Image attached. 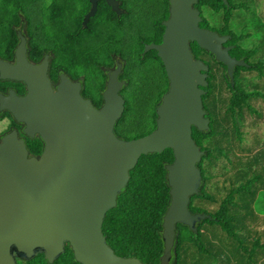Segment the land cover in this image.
<instances>
[{"label": "water", "instance_id": "water-1", "mask_svg": "<svg viewBox=\"0 0 264 264\" xmlns=\"http://www.w3.org/2000/svg\"><path fill=\"white\" fill-rule=\"evenodd\" d=\"M170 1L163 41L148 46L158 51L170 86L157 109V128L139 138L127 140L114 132L126 104L116 72L98 109L81 95L80 84L67 78L54 92L47 62L27 63L21 43L19 70L13 67L12 77L28 82V94L13 95L7 108L26 124L27 134L42 137L45 148L41 156H29L15 132L1 141L0 264H19L18 259L29 261L39 254L53 263L67 245L80 264H145L137 257L116 254L103 224L140 157L168 148L174 160L166 167L170 204L163 218L161 264L172 260L178 224L197 231V223L210 217L189 209L191 197L200 192L198 164L205 154L193 138V127L205 131L210 125L203 100L209 65L195 58L191 43L214 54L232 81L235 67L247 63L230 55L231 46L223 47L230 36L200 26L202 17L194 7L198 0ZM10 70V64L0 59L1 76L12 75Z\"/></svg>", "mask_w": 264, "mask_h": 264}, {"label": "trees", "instance_id": "trees-1", "mask_svg": "<svg viewBox=\"0 0 264 264\" xmlns=\"http://www.w3.org/2000/svg\"><path fill=\"white\" fill-rule=\"evenodd\" d=\"M28 1L31 2V0ZM227 1L228 3L226 4L223 0H198L196 7L201 10L203 18L200 25L205 28L232 35L229 44H236L233 54L238 58L245 57V62L248 63L249 52L248 49L243 48V46H245V29H243V35L238 36L230 27L234 12L241 8L242 13H244L248 11V9H246L248 6L244 8L246 6L244 3H237L234 0ZM25 2L27 1L0 0V4L14 7H23ZM220 19L221 22L218 23ZM59 31L60 35L69 37V30L62 29ZM107 32L108 30L104 32L105 38L110 40L111 38H108L110 34ZM64 47L70 48L71 46L65 45ZM191 49L195 57L201 58L209 65V84L205 87L206 94L203 96V100L204 109L207 112L206 117L210 119L209 129L201 131L194 128L193 130V138L197 145L205 151V154L198 164L202 172V185L199 194L191 197L192 205L196 199H214L213 196L210 195L209 186L214 177L213 169L216 164L215 162L220 159V157L231 159L232 146L229 156L215 155L214 157V146L218 142L219 136H221V134H217L216 132L221 126L224 128L225 134L229 137L230 145L232 141L229 135V126L222 125L224 123L223 118L228 114L230 115L231 126L236 132V137L239 141H243L244 136L242 135L241 129L244 123L247 122L248 117L251 116L253 126L257 125L259 120L264 117V92H262L264 90L259 89L256 82V84L254 83L255 87L250 88L251 82H246L245 79L243 80V77L246 78V76L259 79L262 81V89H264V75L260 74L259 76L255 70L260 69V63L257 61L258 59H251L249 61L251 67L249 68L246 66H236L234 81H231V78L227 74V67L222 62L220 63L215 60L211 52L201 48L196 42L192 43ZM96 56L97 55H93L94 63L98 62L96 61ZM216 67L220 68L219 77L216 72ZM154 72L153 68L142 71L144 74L143 77H145L143 81L140 74L136 75L132 71L129 72L130 92H126L128 95L125 94V112L118 123L119 125L122 124L123 127L117 132L123 139L130 140L142 137L150 133L155 127V118L157 116L156 105L160 102L161 93H158L155 87L153 88L151 78ZM134 83H137L139 87L135 86ZM220 85L223 90L229 92L228 100L224 99L222 91L219 89ZM223 104H226V107L225 110L222 111L221 105ZM237 114H240L241 118L237 119ZM232 119L235 120L237 125L236 129ZM246 149L249 151L247 147ZM262 150H264V148H262ZM173 160V150L168 148L162 153L142 155L135 168L131 170L130 180L118 197L117 206L108 211L103 224V232L107 238V242L114 249L116 254L123 257H137L145 264H161V256L164 251L162 236L163 218L170 204V187L168 184V172L166 167L169 163H172ZM240 163L245 164V162L242 161ZM242 168L243 166L239 167L235 176L242 175ZM234 179L232 183H234ZM245 180L237 176L238 183H234L233 188L221 203L220 211L217 212V214L206 209L207 207L205 208V206H199V203H195V207L197 208L191 206L196 212L210 213L215 219L212 220L208 217L203 220L201 224H198L197 232L190 231L187 226L178 224L177 243L175 244L174 257L171 260L173 261L172 264H186L187 258L190 255H188V251L184 252L183 246L187 242H192L198 249L197 253H195L196 256L193 258L195 264H203L205 247L209 242H204L203 240L205 225H216L221 228L222 232L224 231L228 234V236H238L233 222L242 220L244 217L243 211L245 209H240L238 207V210L241 211L238 215L231 214V209L237 208L238 204L243 200L242 196L252 201L258 192L264 188L260 186L255 188L249 183L245 184ZM240 183L241 188L235 190L234 188ZM245 186L248 187V191L241 190L242 188L245 189ZM235 194H239L240 199L237 205L234 202ZM253 245L254 249H252V254H254L256 250L259 251L264 248V243H262L260 239H256ZM183 253L185 255H183ZM200 256L201 258H199ZM250 259H253L252 256ZM27 264L80 263L75 260L74 253L68 245L66 252L53 263H50L45 258L44 254H39L34 259L27 261Z\"/></svg>", "mask_w": 264, "mask_h": 264}, {"label": "flooded vegetation", "instance_id": "flooded-vegetation-1", "mask_svg": "<svg viewBox=\"0 0 264 264\" xmlns=\"http://www.w3.org/2000/svg\"><path fill=\"white\" fill-rule=\"evenodd\" d=\"M25 1L27 2L23 4V7L0 4V59L10 64L11 70L8 74H12L2 77L0 73V144L5 136L15 132L18 139L24 141L29 156L39 157L45 148L42 137L38 133L34 136L27 134L26 124L17 120L7 108L13 95L25 97L28 94V82L12 77L15 74L13 67L16 72L19 70L17 52L22 42H24V56L27 58V63L37 66L47 62V75L54 92L58 91L62 78H67L72 83H79L81 95L98 109L104 104V92L112 73L116 72L118 81L123 82L119 94L126 101L125 94L130 92L129 72L140 74L143 81L145 77L142 71L153 68L155 71L151 78L153 88L155 87L157 92L161 93L160 102L156 105L157 112L164 94L169 90L170 81L158 51L148 46L157 45L163 41L166 23L171 16L170 0ZM196 4H194L195 8H197ZM199 11L201 14L200 9ZM252 13L253 11L250 14ZM255 13L258 15L256 11ZM258 17L261 18V15ZM256 25L262 31L264 30L261 23L256 22ZM257 27L252 28L246 25L245 39L254 38V33L262 32L252 30ZM62 29L69 30V37L59 34V30ZM106 30L110 34L108 37L111 38L110 40L105 38ZM216 32L220 36H230L223 47L231 46L232 57L245 60V57L238 58L233 54L236 44H229L232 35ZM260 42V45L264 43V33L259 39ZM65 45L71 47L66 48ZM248 52L249 60L246 67L249 68L251 67L249 61L258 54L251 48H248ZM93 55H97L95 58L98 62L94 63ZM214 58L217 60L215 56ZM134 85L139 87L137 83ZM232 86L234 87L233 83ZM157 119L158 114L155 118V127L150 133L157 128ZM119 120L114 128L118 137L120 136L117 132L123 127L122 124H118ZM194 128L196 127L194 126L193 130ZM196 200L192 205L190 201V211L205 213L210 216V219H215L210 213L193 210L191 206L197 208L195 203L204 206ZM220 207L221 205L213 213L217 214ZM201 222L197 223V227ZM217 228L219 230L220 227L217 226ZM188 229L194 231L189 227ZM174 251L173 254H175ZM18 263L27 264V261L18 259Z\"/></svg>", "mask_w": 264, "mask_h": 264}, {"label": "rangeland", "instance_id": "rangeland-1", "mask_svg": "<svg viewBox=\"0 0 264 264\" xmlns=\"http://www.w3.org/2000/svg\"><path fill=\"white\" fill-rule=\"evenodd\" d=\"M234 1L237 3H244L246 5L244 8L248 6L246 8L248 11H245L244 13H242L241 8L236 10L230 22V27L238 36L243 35V29H245L246 25L256 28V22H259L264 27V0ZM251 11H253L252 14H250ZM255 11L258 15H261V18L258 17ZM219 22H221V19L220 21L218 20V23ZM252 30H254V32L262 31L258 27L257 29ZM263 33L264 30L262 32H258V34L254 33L255 37L245 39V46L242 45L244 49L251 48L254 52H257L258 55L252 59L255 60L259 57L257 61L260 63V69H255L259 76L260 74L264 75V43L262 45H260L261 42L259 43V39ZM216 72L219 77L220 68H217ZM244 79L246 82H251L250 88L255 87L254 83L256 82L258 84V88L264 90L262 89L263 83L261 80L249 76H246V78L243 77V80ZM219 87L222 91L224 99L228 100L229 92L227 90H223L221 85ZM126 95H128V93H126ZM225 107L226 104L221 105V110H225ZM239 118H241V116L240 114H237V119ZM251 120V116L248 117L247 122L244 123L243 128L241 129L242 135L244 136L243 141H239L236 137V132L231 126V118L229 114L223 118L224 123L222 125L229 126V135L232 140L231 145L229 137L225 134V130L222 126L216 132L217 134H221V136H219V140L214 146V157L215 155L229 156L231 146L232 152L230 157L231 159L220 157V159L215 162L216 164L213 169L214 177L211 180V185L209 186L210 195L213 196L214 199L210 200L203 198L201 200H197V202H200L205 206V208L207 207L206 209L212 212H216L218 210V206L221 205L223 200L229 194L230 190L234 186V183H238L237 176L243 180L246 179L245 184L249 183L255 188H258V186L264 187V150H262V148H264V117L259 120L258 124L256 122L257 125L255 126H253ZM232 122L235 124L236 129L237 125L235 120L232 119ZM241 161L245 162V164H241ZM240 166H243L242 175L235 176ZM233 179L234 183H232ZM240 188L241 183L234 189L239 190ZM241 190L248 191V187L245 186V189L242 188ZM242 199V202L238 204L237 208L231 209V214L234 215H238L241 212L238 210V207L240 209H245L243 211L244 217L242 220H236L233 222L238 236H228V234L224 231L222 232L220 228L218 230L216 225H205L203 240L204 242H209L205 247L204 262H202L203 264H264V248L259 251L256 250V252L252 254V249H254L253 242L256 239H260V241L264 243V188L258 192L254 200L252 199V201H249L245 196H242ZM234 202L236 205L237 202H240L239 194H235ZM183 249L184 252L188 251V255H190L187 258L186 264H195V260H193V258L196 256L195 253H197L198 250L195 244L187 242L184 244ZM183 255L185 254L183 253ZM251 256L253 259H250ZM199 258H201V256Z\"/></svg>", "mask_w": 264, "mask_h": 264}]
</instances>
